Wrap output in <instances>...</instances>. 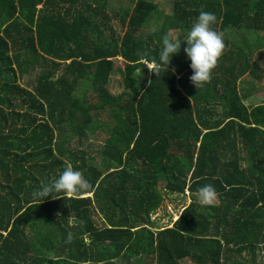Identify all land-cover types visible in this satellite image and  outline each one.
Returning a JSON list of instances; mask_svg holds the SVG:
<instances>
[{"label": "trees", "instance_id": "16d2710c", "mask_svg": "<svg viewBox=\"0 0 264 264\" xmlns=\"http://www.w3.org/2000/svg\"><path fill=\"white\" fill-rule=\"evenodd\" d=\"M168 1L178 39L200 11L216 16L224 48L202 87L189 81L183 41L151 72L167 28L143 33L156 10L148 0L112 14L119 32L104 0H0V264L264 260V95L243 102L264 85V0ZM240 30L257 43L242 44ZM115 58L119 95L108 89ZM107 112L116 127L96 148L117 167L103 172L82 146ZM71 126L77 134L58 141ZM69 164L86 189L31 195ZM205 184L216 192L210 205L197 202ZM161 190L191 202L156 231Z\"/></svg>", "mask_w": 264, "mask_h": 264}, {"label": "clouds", "instance_id": "9594fccd", "mask_svg": "<svg viewBox=\"0 0 264 264\" xmlns=\"http://www.w3.org/2000/svg\"><path fill=\"white\" fill-rule=\"evenodd\" d=\"M215 22L216 16L214 13L200 11L182 38L176 39L170 37L167 33L163 34L157 54L158 60L150 62L157 65L151 72L158 73L160 65L166 67L170 58L179 52L181 41H183V52L191 69L189 81L195 88L202 87L210 79L211 69L215 66L216 60L224 48L222 34L212 28V24ZM141 59L143 60L145 57L141 56ZM145 66L149 69L148 63ZM87 187L88 181L82 177L81 172L69 164L65 165L55 178L34 188L31 195L42 201L45 197L52 196L53 193L70 195ZM197 193V202L200 205H210L216 197L215 189L210 184L198 187ZM71 239L72 233L68 232L65 242H70Z\"/></svg>", "mask_w": 264, "mask_h": 264}, {"label": "rangeland", "instance_id": "374dc122", "mask_svg": "<svg viewBox=\"0 0 264 264\" xmlns=\"http://www.w3.org/2000/svg\"><path fill=\"white\" fill-rule=\"evenodd\" d=\"M148 1L156 6V10L150 14L146 22L144 23L143 33L145 35L159 33L163 25V21H165V26L167 28L166 33L170 37H174L178 39V33L176 32V28L171 26V21L168 19V17H171L172 15L171 3L168 0H148ZM104 2H105V11L110 15L109 23L113 26V28L117 32H119L121 29V25L118 22V20L114 18L112 14L115 13L116 15H120L123 12L126 11L129 12L131 7L133 6L134 0H104ZM239 38H243L245 40L248 39L249 41H252L254 42V44H256L258 35L252 32L247 33L240 30ZM251 47L253 48L255 46H251ZM254 50H253V54H254ZM112 61H113L114 72L108 84V89L113 95H119L124 91V83H123V79L119 74V69L121 70L124 67L123 64L121 63L122 62L121 59L115 58ZM81 89H83V87ZM258 89L261 90L259 93L264 92V85L261 84V86H259ZM259 99L260 98L252 99L251 101L245 99L243 102L245 105H251L252 103L255 102L254 100H259ZM104 115L105 116L103 117L104 121H103L102 129L99 128L97 132H93V133L88 132L87 135L88 138L87 137L83 138V142L86 143L85 145L82 146V149H84L85 147L86 151L88 152L87 153V156L89 157L88 161H92L93 163L100 166V169L103 170V172L105 166L107 165L117 167V165L111 160H105V158L101 156L100 152L96 148V147L101 148L100 143L103 144L105 142L104 140L107 138V135L109 134V130L114 129L116 127L113 120L109 117L108 112ZM71 132L77 134V129L75 126H71L70 130L68 129L64 133L58 132V141L61 139H66L67 137L70 138ZM72 141L74 144L78 143L76 141V138H74ZM92 156L95 157L93 160L91 159ZM161 192H162L161 204L152 215V220L153 222H155L154 230L156 231H160L165 228L172 227L174 222L180 216L181 212L184 210V208L187 207L191 202L188 192H186V194L184 195L167 194L163 190H161ZM186 262L188 264L189 263L192 264L190 260H186ZM140 264H146V263H140ZM256 264H264V260L261 258V256L258 257Z\"/></svg>", "mask_w": 264, "mask_h": 264}, {"label": "crops", "instance_id": "0c3cea01", "mask_svg": "<svg viewBox=\"0 0 264 264\" xmlns=\"http://www.w3.org/2000/svg\"><path fill=\"white\" fill-rule=\"evenodd\" d=\"M240 41H241L242 44H243V42H244L245 40H244L243 38H240ZM248 42H249L251 45L253 44L252 41H248ZM260 91H261V90H259V89L253 90V91H251L250 95H248V96L246 97V99H247L248 101H251L252 99L260 98L259 100H254L255 102L252 103L251 105H248V106H255V105L261 103V101H262L261 99L263 98L264 92L259 93Z\"/></svg>", "mask_w": 264, "mask_h": 264}]
</instances>
